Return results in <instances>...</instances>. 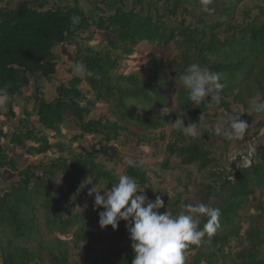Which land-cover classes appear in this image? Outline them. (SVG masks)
<instances>
[{"label": "trees", "instance_id": "trees-1", "mask_svg": "<svg viewBox=\"0 0 264 264\" xmlns=\"http://www.w3.org/2000/svg\"><path fill=\"white\" fill-rule=\"evenodd\" d=\"M124 1L94 0V17L88 15L78 0H73L67 6L53 4L47 9L44 7L48 0H23L14 8L0 6V88L6 89L12 100L21 96L23 89L31 87L28 97L33 100L38 127L55 132L61 124L72 122L78 129V133L72 137L73 141L86 135H101L103 148L97 152L95 150V153L115 155L116 148L108 143L116 141L122 132L137 136L131 127L157 130L170 122L174 110H168L165 114H139L135 107L127 105L130 99L147 106L157 104L166 107L170 104V98L162 88H167L169 82L159 79L162 71L157 62H153L152 78L145 82L128 73L117 74L115 80L112 77L120 60L130 56L134 47L142 42L155 43L170 50L172 46L175 47L176 53L170 56L169 67L177 81H181L182 74L192 63L206 66L219 74L220 83L224 85L219 103L206 100L195 106L188 100L183 84L174 89V95L170 97L181 108H187V114L205 113L210 106L229 111L231 103H242L244 106L246 95H250L252 90L259 91V101L264 103V21L253 19L244 20L241 24L233 23L234 0L220 2L219 11L215 9L216 3L209 6L213 9L211 12L202 10L200 0H163L158 7L163 11L154 8V14L144 11L153 5L151 0H131L129 7L125 6ZM112 5H116L112 12L104 9ZM245 14L248 15L247 12ZM170 17L175 20L167 24ZM73 18H77L78 22H73ZM90 28L104 32L108 48L94 50L87 46L82 50L76 46L78 55L75 57L81 60L80 64H76L75 58L73 61L76 65L84 66V81L95 93L96 99L114 96L118 110L116 114L125 124L112 122L104 116L88 117L93 102L78 87L82 79L77 76L68 77L62 88L57 87L56 95L51 100H47L42 92V79L53 80L58 71L54 48L72 42V38ZM88 72L92 75H88ZM121 80L130 85L121 86ZM234 91L236 93L231 95ZM8 114L15 116L11 108ZM258 123L264 128V120ZM214 128L210 127L207 130L210 133L199 140L189 138L184 144H179L184 138L183 132L175 130L172 142L166 145L167 153L178 158L183 165L203 170L214 160L209 156L211 150L207 148V141L216 136ZM6 137L7 133L0 126V169L9 167L17 173L18 179L10 181L7 189L0 191V264H44V257H47L48 264H71L64 246L66 242L60 239H42L26 247L11 238L3 240L4 231L6 229L15 238L26 241L40 234L35 225L36 206L33 204L40 193L42 208L48 212V225L60 231L77 225L72 240L88 241L93 234L91 222L85 220L89 212L74 211L76 204L89 200L82 176L87 175L94 181L106 179L111 182L115 181L114 176L95 161L93 154L74 153L70 149L68 157L60 155L49 161L48 165L42 164V174L35 171L41 166L40 163L18 168L16 158L7 152L10 146L6 148L2 144V139ZM50 140L39 128L24 125L10 133L9 143L32 156L47 154L53 148L60 149L58 143L51 144ZM26 141L30 143L26 144ZM246 155L240 154L232 166L222 168L221 172H210L209 176L215 177L217 187L204 185L202 203L220 209V226L211 238L205 235L198 246L193 245L186 250H193L186 264H218L219 260L220 264H264V235L259 224L250 223L240 234L241 227L236 221L240 217L241 204L248 197H253L256 188H264V151L257 150L249 158L250 165L241 163V158ZM257 157L258 162L254 160ZM163 166L167 167L168 161ZM125 174L135 177L140 186L145 187L147 176L144 168L128 166ZM59 179L66 185L71 198L55 184V180ZM210 195H214V199L209 201ZM186 201L180 200L177 195L174 201L158 211L163 213L167 210L177 215L184 211ZM67 206L72 209L67 210ZM95 210L99 219L98 213L103 209ZM261 211L264 209L261 208ZM256 217L261 218V215ZM207 219V216L201 218L200 228ZM119 224L126 222L121 220ZM131 244V240L121 241L119 246L93 256L88 264H132L134 251Z\"/></svg>", "mask_w": 264, "mask_h": 264}, {"label": "rangeland", "instance_id": "rangeland-1", "mask_svg": "<svg viewBox=\"0 0 264 264\" xmlns=\"http://www.w3.org/2000/svg\"><path fill=\"white\" fill-rule=\"evenodd\" d=\"M22 1L23 0H0V6L14 8L21 4ZM78 1L87 10L88 15L94 17V13H96V6L93 4L94 0ZM151 1L154 6L152 5L153 7L151 6L148 10L144 9V11H150V14L156 13L154 12V8L158 9L159 12L163 11V9L158 8L163 3V0ZM222 1L223 0H213L210 6H213L216 3L217 6L215 9L219 11L221 5L218 4ZM72 2L73 0H48V4L44 7V9L51 7L53 4L67 6L72 4ZM145 2L147 1L145 0ZM124 3L125 6L127 5L129 7L131 0H125ZM233 4H235L234 8L232 7L233 18H231V20L233 23L241 24L244 20L251 21L253 19L257 22L264 21V0H234L232 5ZM114 7H116V5H112L111 8L104 7V9L108 12H112L115 9ZM195 11L199 13L198 10ZM246 12L248 15L245 14ZM166 19L167 18H164V20ZM174 20L175 19L170 17L166 22L169 24ZM176 20L178 21L179 18ZM105 36L104 32L94 31L93 28H90L89 31L80 33L77 37L72 38V42L55 47L54 53L57 55L58 71L57 74L53 76V80L46 81L42 79V92L45 94V98L47 100H51L56 95L57 87L62 88L68 77L77 76L82 79L78 87L84 92L85 97L89 98L93 102V106L88 117L98 118L104 116L112 122L116 121L119 124H125L124 121L119 120L118 114H116L118 110L115 107L114 96L109 97L108 99H96L95 93L91 91L85 83L83 73L76 71L75 67L77 66L76 64H80L79 60H81L75 57L78 55L76 52V46L82 50L87 46L93 48L94 50L107 49L108 47L105 44ZM171 48L173 49L170 50L169 48H161L155 43L149 42L139 43L134 47V52L126 58L123 57L120 60L117 69L112 72L114 80L117 78V74L128 73L139 78L141 82H145L146 80L152 78L153 62H157L158 68L162 71L159 79L167 80L169 82L167 88H162L164 93L168 94L170 104L166 107H159L157 104L147 106L141 101L130 99L127 102V105L129 107H135L139 114H165L168 110L175 111L170 122L164 124V126L160 129L137 130L134 128L135 126L131 127V130L136 132L137 136L122 132L118 137V141H113L114 146H116L114 148L117 150L115 155L109 153L106 155H100L95 153L97 147L103 148L104 143L101 142V135H86L77 141H73L72 137L78 133V129L72 122L61 124L58 131L55 132L38 127L35 120L36 117L33 112V100L28 97L29 94H31V87L23 89L21 96L10 100L3 108H0V126L3 127L4 132L7 133V137L2 139V144L6 148L10 146L7 152L10 156L16 158L18 168H25L28 164L36 165L40 163L41 166L35 171L37 174H42V164L48 165L50 163L49 161L60 155L68 157V151L70 149L74 153L89 152L93 154L95 161L115 178V181L112 182L106 179H101L98 181L92 180L91 183H86L88 180H91V178L87 175L82 176L86 189L85 193L89 196V200L82 204H76L74 206V211L85 210L89 212L85 220L87 222H91V230L93 231V234L89 237L88 241L72 240V234L77 229V225L68 227L65 231H60L57 227L48 225V212L42 208L40 201L42 195L40 193L38 194L37 199L33 201V204L36 206V209L34 210L35 225H37L40 230V234H36L33 238L26 241L25 239L15 238L14 235H11L5 229L3 240L11 238L15 242H21L22 245L27 247L35 245L38 240L42 239H60L63 242H66L64 243V246L67 249L68 258L71 264H88L93 256L119 246L121 241L124 242L126 240H131L126 224H118V227L115 230L111 227L101 228L99 226V219L96 218V210H94L93 207L94 195L90 196L88 194L89 190L95 185L96 187H103L105 185L106 189H111L113 184L118 182L119 176L125 174V170L128 167L126 163L128 159L131 158L137 162L141 160L147 161L142 166V168L146 170L147 176L144 193L150 200H154L156 196H160L167 206L169 202L174 201V198L177 195L180 196V200L187 199V204L202 203L204 199V185L212 184L213 187L215 186L214 188L217 187L214 179L215 177L209 176L210 172H221L222 168L227 167L231 165L233 161H236V158L241 153L246 155L248 145H254L257 150L264 151V128L258 126V124H260L258 121L264 120V111L257 112L250 107V101L252 98L255 97L257 101H259V91H250L251 96L246 95V103L244 106L242 103H231L229 111L222 109L216 110L215 107L210 106L205 113L198 115L187 114V108H181L180 105H177V102L174 101V98L170 97V95H174L173 92L177 86H182L181 81L175 80L176 75L169 67L170 56L176 53V49H174L175 47L172 46ZM74 58L77 62L76 64L73 61ZM211 59L213 58L211 57ZM129 85V83H125L121 80V86L128 87ZM235 93L236 91H234L231 95ZM259 102L262 103L261 101ZM10 108L15 112V116L13 117L8 114ZM181 112L184 113L183 119L185 124H188L189 122H198L201 116L199 122L201 134L197 137H190L183 133L184 138L179 144L187 143L189 138L199 140L204 136V134L210 133L209 131L207 132L210 127H215L217 125L226 126L224 122L229 116L235 113L243 112L242 114H238L239 118L249 124V129L242 140H227L222 135L212 136L210 141H207V148L211 150L209 156L213 157L214 160L203 170L199 171L196 169V166L194 167L192 165L181 164L178 158L173 155H169L166 151V145L172 142L173 132L178 130L173 123L177 119L178 113ZM24 125H28V128H39L44 135L51 139V144L58 143L60 145L58 148L61 150L53 148L47 154L30 156L27 155L21 148L10 145V133L17 128L19 129L23 127ZM160 136L163 137L159 138ZM29 143V141H26V144ZM254 160L257 162L259 161L258 157ZM166 161H168V166L164 168L163 164ZM241 163L245 165L247 164L244 158H241ZM0 176V191L3 190L2 188L7 189L6 186L10 183V181L15 182L18 179L17 173L12 171L9 167L0 169ZM55 184L58 185L62 191H64L65 195L71 198V194L66 189V185L63 184L60 179L55 180ZM103 191L104 189H100L101 194H103ZM211 192L214 193L213 189ZM212 199H214V195H210L208 200L210 201ZM66 208L67 210L72 209L71 206H67ZM261 208L264 209L263 187L256 188L253 197H248L241 204L239 210L240 217L236 219L241 227L239 230L240 234L243 233L248 225L253 222L259 224V228L264 235V211H261ZM258 214L261 215V218L256 217ZM192 253L193 250L186 251V261L190 259ZM220 262L221 260H219L218 264H220ZM43 263L48 264L47 257H44ZM30 264H37V262H31Z\"/></svg>", "mask_w": 264, "mask_h": 264}, {"label": "clouds", "instance_id": "clouds-1", "mask_svg": "<svg viewBox=\"0 0 264 264\" xmlns=\"http://www.w3.org/2000/svg\"><path fill=\"white\" fill-rule=\"evenodd\" d=\"M213 0H200L202 10L211 12L209 6ZM73 22H78L73 18ZM76 71L83 72L84 66L77 65ZM88 75H92L88 72ZM183 87L187 90L188 100L195 106L202 102H220V92L224 85L220 83L218 73L212 72L208 67L198 63H192L181 76ZM11 97L6 89L0 88V108H3ZM250 107L257 111H264V103H260L254 97L250 101ZM235 113L224 122L226 126L217 125L214 133L223 136L227 140H242L248 129L249 124L239 118ZM184 113H178L177 119L173 123L178 130L190 137L200 135L199 122L184 123ZM118 141V139L116 140ZM114 142L108 143L114 146ZM101 148L97 147V150ZM96 150V151H97ZM254 145L247 146L245 161L250 165L249 158L256 153ZM241 155H244L241 153ZM147 161H126L129 167H142ZM88 180L86 183H91ZM100 189H104L101 194ZM139 193V194H137ZM94 195V210L99 211V226H111L117 229L121 220L126 222V228L132 241L131 247L134 251L132 264H186V250L190 246H198L202 239L207 235L211 238L219 228L220 209L213 208L205 203L187 204L186 211H181L173 215L169 211L160 213L158 210L165 207V202L160 196L150 200L144 193V188L140 186L137 179L128 174L119 176L118 182L113 184L111 189L93 186L88 193ZM207 216V222L200 228L201 218Z\"/></svg>", "mask_w": 264, "mask_h": 264}]
</instances>
